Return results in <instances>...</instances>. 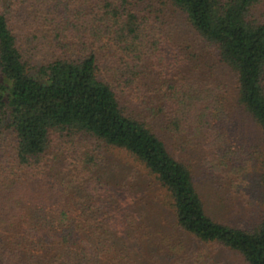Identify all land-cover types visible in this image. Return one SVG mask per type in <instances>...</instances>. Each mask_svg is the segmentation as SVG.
I'll return each mask as SVG.
<instances>
[{
	"label": "trees",
	"instance_id": "trees-1",
	"mask_svg": "<svg viewBox=\"0 0 264 264\" xmlns=\"http://www.w3.org/2000/svg\"><path fill=\"white\" fill-rule=\"evenodd\" d=\"M166 1L233 93L166 57L138 0H0V264H264V216L212 214L256 193L264 210V0ZM235 106L259 166L228 137ZM114 149L130 159L116 175Z\"/></svg>",
	"mask_w": 264,
	"mask_h": 264
},
{
	"label": "rangeland",
	"instance_id": "rangeland-1",
	"mask_svg": "<svg viewBox=\"0 0 264 264\" xmlns=\"http://www.w3.org/2000/svg\"><path fill=\"white\" fill-rule=\"evenodd\" d=\"M138 5V8L147 15L151 24L164 30V33L170 37L168 40L166 39L164 48L166 57H171L170 54L182 56L185 62L182 71L192 70L196 67L198 69L196 73L202 76L225 79L224 81L228 90L233 93V76L230 72L228 74L226 68L216 61V57L206 45L191 39L190 28L187 26L185 16L180 10L166 0H138ZM173 71L176 70L174 69ZM231 110L232 121L227 125L228 137L232 144H245L247 150L250 151L248 152L251 155L252 162L257 166L262 156V135L260 129L250 116L237 106L232 107ZM105 154L107 155L106 161L115 160L114 162L118 164V168L113 170V175H116V171L120 169L122 164L126 163L125 166L129 165V157L120 150L105 151ZM191 161L193 162L191 168L194 182L197 186L201 187L207 174L200 168L194 157H192ZM134 175L138 177V172H135ZM144 178L146 180L150 179L149 176ZM137 184H139L140 189H144L145 185H142L140 182H137ZM150 187L153 189V192H158L155 185L152 184ZM212 214L225 222L244 228H252L264 216L262 199L256 193L253 203L247 205L235 195L231 199L221 202L219 210L212 211ZM214 254L217 259H221L224 262L238 260L237 256L221 248L216 249Z\"/></svg>",
	"mask_w": 264,
	"mask_h": 264
}]
</instances>
